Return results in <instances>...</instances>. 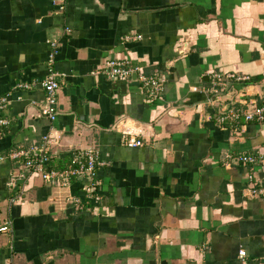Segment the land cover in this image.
Instances as JSON below:
<instances>
[{
    "label": "crops",
    "instance_id": "0c3cea01",
    "mask_svg": "<svg viewBox=\"0 0 264 264\" xmlns=\"http://www.w3.org/2000/svg\"><path fill=\"white\" fill-rule=\"evenodd\" d=\"M109 60L159 78L157 99L136 74H98ZM49 69L53 122L40 113ZM0 98V227L11 222L0 264H264V192L250 194L264 189V163L238 161L264 154V122L234 130L216 120L241 102L264 104V0H0ZM121 121L141 147L124 145ZM44 137L55 169L97 151L98 200L79 177L69 192L81 207L32 176L9 202L6 183L21 171L9 153L38 156Z\"/></svg>",
    "mask_w": 264,
    "mask_h": 264
},
{
    "label": "built area",
    "instance_id": "2783aa9c",
    "mask_svg": "<svg viewBox=\"0 0 264 264\" xmlns=\"http://www.w3.org/2000/svg\"><path fill=\"white\" fill-rule=\"evenodd\" d=\"M140 39L139 36L135 38H125L128 40ZM50 50H48V62L53 63L55 58L56 44H49ZM101 76L112 80V81H123L126 80L132 74L138 76V80L142 85L145 92V97L148 101L152 102L157 99L158 94L161 92V80L159 78L145 77L139 67H132L128 62L121 60H109L103 69L99 70ZM227 80H237L245 81L246 79L236 77V75H225ZM57 75L53 70H48L46 77L40 82V87L45 93V101L41 107V115L45 116L51 122L55 121L57 118V91L58 82ZM220 80L219 75L211 76V84L213 88L217 87V82ZM19 87L30 88L27 84L23 83ZM216 91V90H214ZM244 108H232L227 110L216 117V120L220 124L229 123L230 128L234 130L239 129L240 123L243 122H264V104L257 106L252 103L241 102ZM7 107V102L5 98H0V112L4 111ZM124 123V124H123ZM124 126L121 132L124 137V145L129 148H137L142 146V142L137 140L135 132L125 126L126 122H120L119 125ZM9 121L0 117V129L7 127ZM117 125L116 127H118ZM49 138H43V144L39 149V155H34L35 150L31 149H18L13 150L9 153L8 159L21 162V171L17 174H11L6 183L7 189L12 192V198L9 200L11 204L17 203L23 195V189H20L21 183L28 180L29 177L35 176L39 177L43 183L46 185H52L58 189L65 192L66 201L70 204L77 205L79 207L86 203V200L78 199L70 193V189L73 185V181L78 177L87 180V184L81 186V191L85 198L98 200L99 198L94 196L96 194V171L99 167L105 166V163L101 162L98 157V153L93 148H87L84 150L77 151L69 157V162L66 167L62 170H55L49 166V156L47 144H49ZM0 160H4L0 157ZM238 161L242 165L256 167L257 165L264 163V154L256 155H240ZM249 183L253 182V177L248 176ZM264 192V189L259 187H254L250 189V194L252 196L259 195ZM11 230V222H6L2 227H0L1 233H8ZM240 258L245 257V252L240 251Z\"/></svg>",
    "mask_w": 264,
    "mask_h": 264
},
{
    "label": "trees",
    "instance_id": "16d2710c",
    "mask_svg": "<svg viewBox=\"0 0 264 264\" xmlns=\"http://www.w3.org/2000/svg\"><path fill=\"white\" fill-rule=\"evenodd\" d=\"M68 162H69V160H68ZM68 162H67V164H68ZM51 163H52V161L49 160V166H50V167H51ZM67 164H66V165H67ZM66 165H65V167H66ZM65 167H63V168H61V169H59V168H58V169L53 168V169H55V170H62V169H64Z\"/></svg>",
    "mask_w": 264,
    "mask_h": 264
},
{
    "label": "water",
    "instance_id": "95a60500",
    "mask_svg": "<svg viewBox=\"0 0 264 264\" xmlns=\"http://www.w3.org/2000/svg\"><path fill=\"white\" fill-rule=\"evenodd\" d=\"M56 80H58V79H56Z\"/></svg>",
    "mask_w": 264,
    "mask_h": 264
}]
</instances>
